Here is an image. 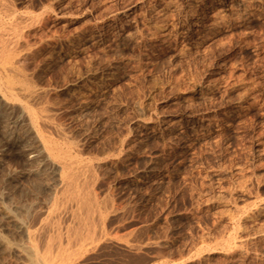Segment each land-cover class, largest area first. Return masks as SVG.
Listing matches in <instances>:
<instances>
[{
    "label": "rangeland",
    "instance_id": "374dc122",
    "mask_svg": "<svg viewBox=\"0 0 264 264\" xmlns=\"http://www.w3.org/2000/svg\"><path fill=\"white\" fill-rule=\"evenodd\" d=\"M8 2L41 117L0 94V264H264V0Z\"/></svg>",
    "mask_w": 264,
    "mask_h": 264
},
{
    "label": "bare ground",
    "instance_id": "6f19581e",
    "mask_svg": "<svg viewBox=\"0 0 264 264\" xmlns=\"http://www.w3.org/2000/svg\"><path fill=\"white\" fill-rule=\"evenodd\" d=\"M204 2V1H203ZM209 3V2H208ZM12 5V4H11ZM14 6V5H13ZM11 6H10V4H9V2H8V0H0V94L3 96V97H5L7 100H11V101H17V102H20L21 104H22V107L26 110V112L28 113V115H29V117H30V119H31V122H32V124L36 127V125H38L37 123H38V121H39V116L41 117V115H38L35 111H34V108L32 109L31 107H30V104H29V100L34 96V94H35V89H34V87H33V84H32V87L30 86V84H29V82L22 76V74H21V70H20V68H18L20 65H19V63L21 62V61H19V60H17V55L18 54H16L15 53V50H16V46L18 45V40H19V38H18V35H17V32L18 31H20V27H19V25H18V23L16 22V20H14L16 23H17V25L15 26V22H11L10 23V26L8 27V26H6V25H3V24H5L4 23V20H3V18H1V15L3 14L4 16L6 15V16H10V11L9 10H11V8H10ZM241 10V9H240ZM12 14V13H11ZM14 14V13H13ZM14 16V15H13ZM13 16H11L10 18H12ZM17 17V16H16ZM19 17V16H18ZM10 18H9V20H10ZM15 18V17H14ZM201 18V17H200ZM23 21V20H22ZM19 22V21H18ZM21 22V21H20ZM204 23V22H203ZM193 25V24H192ZM19 28H18V27ZM201 26H203V25H201ZM15 27H16V29H19V30H16L15 31ZM198 28V27H197ZM197 30V29H196ZM195 31V30H194ZM196 32V31H195ZM21 36V35H20ZM21 38V37H20ZM21 46V45H20ZM19 49H21V48H19ZM18 49V50H19ZM17 51V50H16ZM21 51V50H20ZM20 51H17L18 53H20ZM16 55V56H15ZM23 55V54H22ZM18 59H19V57H18ZM23 59V58H22ZM16 61H18V67H17V65H16ZM22 64V63H21ZM21 67H23V66H21ZM24 74H25V72H24ZM30 81V80H29ZM37 90V89H36ZM0 95V96H1ZM36 96V95H35ZM35 98V97H34ZM14 102V103H15ZM41 136V135H40ZM43 136V135H42ZM41 136V138H42V140H43V143H44V148L46 149V151H47V153L49 154V156H50V158L52 159V160H54V162H55V164L56 165H58V166H60L61 167V171H62V174H63V179H62V181H64V183H66L67 185H69V187H71V189H72V187L73 186H70V185H72V182H73V180H75V179H72V174H73V171L72 170H74V166L76 165V164H74L75 163V161L77 160H75V157H73V159H74V161H72L71 159H72V156L71 157H69V154L65 151V150H62V149H59L58 147H56L52 142H50L46 137H42ZM71 158V159H70ZM71 160V161H70ZM78 161V160H77ZM80 161V160H79ZM79 163V162H78ZM88 164V163H87ZM76 166H78V165H76ZM75 166V167H76ZM85 167V166H84ZM91 167V166H90ZM82 169V167L80 166L79 167V169ZM86 168V167H85ZM87 168H89V167H87ZM86 168V169H87ZM59 169V168H58ZM78 169V167L75 169V170H77ZM79 169H78V171H79ZM90 169V168H89ZM83 170H84V168H83ZM83 170H81V171H83ZM60 171V172H61ZM86 171V170H85ZM90 170H88V172H89ZM78 173V172H77ZM77 173H75L76 175H77ZM81 173V172H80ZM61 174V175H62ZM79 175V174H78ZM78 175H77V179H78ZM83 175H81L80 177H82ZM73 177H74V175H73ZM61 178V177H60ZM83 178V177H82ZM76 179V180H77ZM61 180V179H60ZM80 180H81V178H80ZM79 180V181H80ZM79 181H77L78 183H79ZM75 183H76V181H74ZM82 182V181H81ZM81 182H80V184H81ZM63 183V182H62ZM77 183V184H78ZM61 184V183H60ZM77 184H76V186H77ZM79 184V185H80ZM78 185V186H79ZM77 186V187H78ZM77 187H75L74 186V188L76 189ZM80 187V186H79ZM75 189H72V191L73 190H75ZM81 189V188H80ZM65 190V189H64ZM68 191H69V189H67ZM79 190V189H78ZM75 192V194L74 195H76L77 194V192L76 191H74ZM65 193V192H64ZM66 193H68V192H66ZM82 193H85V192H82ZM81 193V194H82ZM71 194V192L69 193V195ZM87 194V193H86ZM66 195V194H65ZM68 194L66 195V196H69ZM73 195V196H74ZM79 195V194H78ZM85 195V194H84ZM84 195H80V198H79V196H78V198L79 199H82V196L83 197H85ZM71 197L72 196H70V199H71ZM77 197V196H76ZM86 197H87V195H86ZM85 197V198H86ZM74 198V197H73ZM88 198H90V199H88L89 201L91 200V199H93V198H91V197H88ZM67 199H68V197H67ZM78 199V200H79ZM84 199V198H83ZM87 199V198H86ZM85 199V200H86ZM71 200H73V199H71ZM77 200V199H76ZM84 200V201H85ZM95 200V199H94ZM70 201V200H69ZM82 200H80V202H81ZM84 201H83V204H79V206H82V205H84L85 203H84ZM88 201V202H89ZM91 201H93V200H91ZM90 201V202H91ZM72 202V201H71ZM70 202V203H71ZM74 202H76V201H74ZM73 202V203H74ZM78 202V201H77ZM76 202V203H77ZM79 202V203H80ZM88 202L86 201V206H84V207H86L88 210L91 208V206H90V208H88ZM56 203V202H55ZM58 203V202H57ZM92 203V202H91ZM88 204V205H87ZM77 206H78V203L76 204ZM90 205H92V204H90ZM93 205H94V203H93ZM92 205V206H93ZM96 205V204H95ZM78 206V207H79ZM72 207V206H71ZM77 207V208H78ZM83 207V208H84ZM82 208V209H83ZM93 208V207H92ZM94 208H95V206H94ZM87 209H85L84 210V212L85 211H88ZM57 210V209H56ZM74 210H75V208L73 209V212H74ZM77 210V209H76ZM82 211V210H81ZM93 211H94V209L91 211L90 210V212H92L93 213ZM53 212H54V214H55V211H54V209H53ZM76 212V211H75ZM74 212V213H75ZM83 212V211H82ZM49 213H50V211H49ZM74 213H72V215L74 214ZM81 213V212H80ZM78 214V212L75 214V216L78 214L79 216L81 215V214ZM87 213V212H86ZM89 213V212H88ZM87 213V214H88ZM91 213V214H92ZM50 214H52V213H50ZM82 214H84V213H82ZM48 215V214H47ZM56 215V214H55ZM86 215V214H85ZM49 216V215H48ZM78 216V217H79ZM89 215H87V217H88ZM52 217H54V216H52ZM52 217H51V219H52ZM57 217V216H56ZM42 218H44V217H42ZM55 218V217H54ZM74 218H76L77 219V217H74ZM81 218V221H82V219H84V218H82V217H80ZM86 218V217H85ZM92 218V217H91ZM91 218H89V219H91ZM46 219H47V217H46ZM88 219V218H87ZM88 219V220H89ZM45 220V219H44ZM79 220V219H78ZM48 221H50V220H48ZM80 221V220H79ZM54 222V221H53ZM52 222V223H53ZM86 222V221H85ZM89 222H91V221H89ZM55 223V222H54ZM82 223H84V222H82ZM82 223H80V225L82 224ZM45 224V223H44ZM50 224V223H49ZM48 224V225H49ZM57 224V223H56ZM79 224V223H78ZM86 223H84L83 225H85ZM87 224H89V223H87ZM43 224H41V226H42ZM51 225H53V224H51ZM50 225V226H51ZM45 226H46V224H45ZM54 226V225H53ZM88 226V225H87ZM82 227V226H81ZM42 228V227H41ZM51 228H52V226H51ZM56 228V227H55ZM73 228V227H72ZM79 228V227H78ZM50 230V229H49ZM31 231H33L34 232V230H28V236L30 237V239L33 237L34 238V236L33 235H35L36 236V234H34L33 232H31ZM36 231V230H35ZM76 231V230H75ZM78 231H80L79 229H78ZM37 232H38V230H37ZM56 232V231H55ZM69 232V231H68ZM73 232V231H72ZM83 231H81V233H82ZM71 233V232H70ZM80 233V232H79ZM79 233H76V234H79ZM58 234V233H57ZM72 234H74V233H72ZM83 235V234H82ZM86 235V234H85ZM87 235H90V234H87ZM69 236V235H68ZM28 237V238H29ZM71 237V236H70ZM74 237H76V236H74ZM83 238V237H82ZM29 239V240H30ZM56 239H57V237H56ZM78 238H76V240H77ZM73 240V239H72ZM72 240H70V241H72ZM83 240V239H82ZM31 241V240H30ZM78 241V240H77ZM79 241H81V239L79 240ZM68 242H69V240H68ZM61 243V242H60ZM51 244V243H50ZM49 244V245H50ZM59 244V243H58ZM70 244V243H69ZM28 246H26V245H24V251L25 252H27L28 254H30V255H34L35 256V250H34V246L31 244V242H30V244H27ZM32 245V246H31ZM48 245V246H49ZM51 245H53V244H51ZM50 247V246H49ZM53 247H54V245H53ZM60 247V246H59ZM62 247V246H61ZM55 248V247H54ZM63 248V247H62ZM23 249V248H22ZM50 249V248H49ZM56 249H57V247H56ZM38 250V249H37ZM45 250V249H44ZM54 250V249H53ZM39 251V250H38ZM37 251V252H38ZM50 252H52L51 250H49ZM61 251V250H60ZM42 252H46V253H48L46 250L45 251H42ZM39 253V252H38ZM45 253V254H46ZM41 254V253H40ZM29 255V256H30ZM41 255H44L43 253L41 254ZM45 256H47V254L45 255ZM31 257V256H30ZM39 256H37V259H39L38 258ZM44 257V256H43ZM32 259H30L31 260V262H30V260H29V263L28 264H38V261L40 260H36V258H34V257H31ZM41 258H42V256H41ZM50 258V257H49ZM43 259V258H42ZM40 262H42V261H40ZM46 262V261H45ZM51 262V261H50Z\"/></svg>",
    "mask_w": 264,
    "mask_h": 264
}]
</instances>
